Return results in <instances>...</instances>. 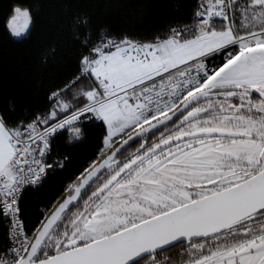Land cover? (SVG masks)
<instances>
[{
	"label": "snow or ice",
	"instance_id": "obj_1",
	"mask_svg": "<svg viewBox=\"0 0 264 264\" xmlns=\"http://www.w3.org/2000/svg\"><path fill=\"white\" fill-rule=\"evenodd\" d=\"M0 264H264V0H9Z\"/></svg>",
	"mask_w": 264,
	"mask_h": 264
},
{
	"label": "trees",
	"instance_id": "obj_2",
	"mask_svg": "<svg viewBox=\"0 0 264 264\" xmlns=\"http://www.w3.org/2000/svg\"><path fill=\"white\" fill-rule=\"evenodd\" d=\"M9 0H0V14H2L3 8L6 7V4ZM124 18L129 19L132 24L139 30L144 33L150 32L154 27L158 26L161 22V14L152 10H146L144 12H124L121 14ZM94 145L91 140L89 142L80 145L79 147L72 149L73 155L76 158V161H81L85 159L88 154L93 149ZM58 181H54L52 185H50L49 189L45 190L42 193L30 194L29 195V205L34 206L41 198H43L46 194L55 190V186Z\"/></svg>",
	"mask_w": 264,
	"mask_h": 264
}]
</instances>
